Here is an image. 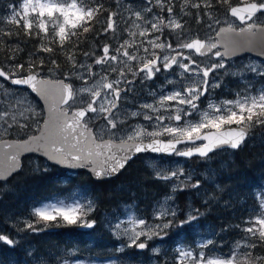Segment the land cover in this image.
<instances>
[{
    "label": "snow or ice",
    "instance_id": "obj_1",
    "mask_svg": "<svg viewBox=\"0 0 264 264\" xmlns=\"http://www.w3.org/2000/svg\"><path fill=\"white\" fill-rule=\"evenodd\" d=\"M115 3L119 6L120 0ZM152 3L153 0H145L142 9H128L127 18L118 11L105 8L101 0H22L20 9L13 7L7 23L22 27L26 35L57 44L62 52L66 45L69 46L66 55L68 71L64 72L55 59L50 61L53 67L48 72H61L63 79L41 75L44 59H40L39 65L30 60L27 68L24 64H14L10 72L0 67V78L10 80L12 85L28 86L48 104V119L44 120L39 136L16 142L0 141L3 148L0 151V178L19 167V156L25 151H43L49 159L59 163L81 167L91 165L95 175L101 177L119 171L134 153L151 151L191 158L208 157L209 153L225 146L236 149L252 127L264 125V88L253 89L246 84L234 92L231 99L210 98V89L221 87L216 76L220 70L227 72V57L255 47L257 43L264 54V0H244L242 6H233L230 0H182L180 10L184 15H189L186 9H196L198 23L207 17L210 34L204 39L188 34L181 22L182 17L174 11L176 0H154L160 12L149 18L146 14L152 13ZM219 5L227 6L223 20L213 15ZM202 9L206 10L203 14ZM104 12L108 15L102 23L103 33L115 34L120 29L130 39L118 42L115 47L105 44L100 55L84 52L85 57H94L91 64L78 62L75 49L80 36L100 24L98 17ZM166 29L168 36H164ZM12 35L11 29H0V45L7 46L2 37L11 38ZM137 37L143 39L137 40ZM38 51L53 53L54 48L42 42ZM8 59L15 60V56L10 55ZM94 66L99 68L94 70ZM174 67L179 69L173 72L177 79L167 81L172 89L161 91L158 96L152 93V103H144L140 106L141 112L130 114L133 117L143 115L149 123L126 126L127 117L120 119L121 93L129 89L136 77L141 81L150 80L162 70L172 72ZM247 67L257 76H264V68ZM21 72L27 74L18 75ZM129 75L132 79L128 78ZM231 75L243 76L244 73L233 72ZM73 77L82 81L81 87L74 88L72 83L65 82ZM202 98H208L203 109L200 108ZM78 104L80 106L76 107ZM24 112L30 115L25 117L26 122L20 123L16 115L0 109V122L7 123L10 118L12 122L8 128H27V121L34 119L36 113L30 103ZM24 112L20 115L24 116ZM97 120L103 123L96 126ZM35 123L39 128V121L35 120ZM90 125L95 126V130ZM183 175L182 168H159L156 171V177L165 181H180ZM183 183H174L173 191ZM171 199L166 196L155 215L161 223L153 225L143 217H133L123 225L117 221L114 225L117 235L127 236L128 246L139 249L148 247V241L154 237L163 238L167 234L164 230L172 226L176 217L175 211L167 207ZM93 210L91 201L85 205L79 198H71L68 203L57 199L34 208L31 215L36 219L25 221L24 229L41 231L42 228L36 227L41 222L44 226L64 222L92 228L96 222L89 220L88 216ZM248 212L249 215L236 225L243 233V243L237 241L227 256L215 255V247L208 241L198 250L178 248L174 264H264V254L254 255V250L264 245V194H261L257 206ZM168 216L173 219H166ZM192 219L195 217L189 216L187 221H181V226ZM0 241L14 244L6 235H0Z\"/></svg>",
    "mask_w": 264,
    "mask_h": 264
},
{
    "label": "trees",
    "instance_id": "obj_2",
    "mask_svg": "<svg viewBox=\"0 0 264 264\" xmlns=\"http://www.w3.org/2000/svg\"><path fill=\"white\" fill-rule=\"evenodd\" d=\"M239 1L243 0H230L232 5H237ZM20 2L21 0H0V21H2L0 29H11L13 32L11 38L2 37L7 46L0 45V67L10 72L14 64H24L27 68L30 60L39 65L40 59H44L42 74L53 67L50 61L55 59L61 69L67 71L68 45L62 52L57 44H49L46 40L42 41L35 36L26 35L22 27L17 28L16 25L7 23L8 16L13 13V7L18 8ZM101 2L105 8L112 10L115 0H101ZM213 11L225 14L227 6H216ZM107 15L108 13L104 12L101 15V23L95 24L92 31L80 36L75 53L77 61L83 59L84 52L94 50V45L102 47L108 40L114 38L110 33L104 35L102 32V23ZM73 40L75 41L76 38L74 37ZM42 42L45 46L53 47L54 52L38 51ZM10 55H14L15 60H9ZM26 74L27 72L18 73V75ZM58 75L64 78L61 72H58ZM260 132L259 139L251 141L245 148L233 153L232 158L214 164L216 174L214 185L209 187L204 185L199 190L186 187L179 192L176 200L181 214L174 219L172 230L181 228V221H185L190 207L201 217L203 226L208 223L220 228H226L234 222L233 217L231 218L232 212L242 216L247 213L248 205L242 206L241 202L247 199L248 193L264 188V127ZM39 161L41 164L44 163ZM137 165L139 160L135 161L118 179L102 184L93 182L86 172L68 178L67 173L57 168L45 165L30 169L27 166L24 172L9 183L0 184V235H6L14 241L13 245L0 241V263L23 264L30 249H33L35 257L43 264L108 259H115L121 263L128 261L135 263V256L131 252H116L120 246L119 242L99 225L96 219L101 218L103 213H111L129 203L136 204L140 213L148 219L155 204L161 202L170 193L168 181L158 179L150 171L137 170ZM7 186L10 190L5 189ZM83 188H87L98 197L96 212L90 217L96 222L92 231L84 232L77 225L64 222L50 223L48 226H44L41 222L36 227L43 230L36 232L24 229V225L20 224L11 227L8 217L11 209L34 208L45 202L60 199L75 189ZM183 226L184 229L180 234L186 235L190 241L194 240L195 236L191 238L188 236L189 231H193L192 225L184 223ZM255 254H264V245L257 247L254 250Z\"/></svg>",
    "mask_w": 264,
    "mask_h": 264
},
{
    "label": "rangeland",
    "instance_id": "obj_3",
    "mask_svg": "<svg viewBox=\"0 0 264 264\" xmlns=\"http://www.w3.org/2000/svg\"><path fill=\"white\" fill-rule=\"evenodd\" d=\"M243 1L237 2L239 4H242ZM22 3V0L20 2V5ZM182 3V0H176V8L174 9L175 13L178 14V17H182L181 22L184 23L185 28H188L192 32V37L199 36V38L204 39L206 38L210 33L209 29L207 27L208 25V19L207 17H203V22L198 23L197 22V16H196V9H186V11L189 12V15H184L180 10V4ZM145 6V0H120L119 6L114 3V7L112 11H118L123 14L125 18L129 16L128 9H131V11L142 9ZM152 7V13L146 14L149 18L153 13H159L160 9L158 6L155 5L154 0L153 3L150 5ZM235 6V5H234ZM20 9V6L17 8ZM206 10H201V14ZM13 14V13H12ZM8 16V19L11 17V15ZM165 16H167V13H164ZM214 16L220 17L222 20L224 18V14L220 12L213 11ZM230 19H233L229 17ZM117 19H119L117 17ZM193 22V23H192ZM227 26V25H223ZM120 28H123V25L120 26ZM187 30V29H186ZM188 32V31H187ZM111 37L110 40L107 41V44L115 47L117 46L118 42H123V38L126 36L128 39H130L127 35V33H124L120 31V29L117 30L115 34L112 32H109ZM189 34V33H188ZM156 35H159L158 33ZM164 36H168V30H165ZM164 36L161 37V40L164 39ZM137 40L143 39V38H136ZM48 43V41L46 40ZM69 47V46H68ZM95 49L90 52H95L96 55L101 54L102 47H96L94 45ZM156 51H159L158 49ZM76 53V49H75ZM94 57H85L83 55V59L78 62H86L88 64H91ZM204 60L205 58H200ZM247 66H254L256 69L264 68V62L259 61L253 57H247L239 61H226V67L227 72L224 70H220L218 75L216 76V79H218L221 82V87L210 89L211 97L215 100H222V99H231L232 97H226L225 95H218L216 94L217 90H222L223 88L228 89L229 91L233 89H236L234 86L238 84L240 86V89H242L246 84L250 85L253 89H259L264 88V76H257L255 72L251 71ZM99 66H94V70L98 69ZM179 69H177L176 72H178ZM67 72V71H66ZM233 72H243V76H233L231 73ZM45 78H52V79H60L61 76L58 75L57 71H53L49 73L48 71L46 73L41 74ZM129 79H132V76L129 75ZM73 82H75V88H79L82 85V81L75 79L74 77L71 78ZM177 77L175 75L170 76L168 80H175ZM212 78L210 77V80ZM229 80H232L233 82L230 83ZM166 83L164 84H155L152 85V83L149 82V80L141 81L139 77H136L134 83L129 87V90L131 93L135 92L136 90L144 89V103H152L153 102V95L152 93H156L157 96L161 91L167 92L172 89V85ZM91 83V80L89 81ZM227 84V85H226ZM230 87H229V86ZM11 95H8V94ZM0 99L3 100V103L0 104V109L4 111H9L10 115H16L17 120L20 123H24L25 117L29 116L30 113L24 112V109L27 107V105L30 103L31 107L35 110L36 116L32 120H28L27 123L29 126L27 128L21 129L19 126H13L12 128H8V124L11 123V119L9 118L7 123L0 122V141L3 140H10V139H26L32 135L37 134L40 131V128L43 123L44 119V111L40 104V102L35 98L29 91L26 90H19L17 88H13L8 83L0 79ZM207 99L208 98H202L200 103V108L203 109L207 105ZM17 100H21V103H17ZM125 105L121 107L120 109V119H124L125 116L128 119H134L138 116H131L130 114L132 112H141V109H136L131 106V103L134 101L131 100L130 97L124 98ZM80 105H76V107H79ZM24 112V116H21L20 113ZM93 115V114H90ZM143 117V115H140V117ZM35 120L39 121V128L37 127V124L35 123ZM103 123V121L97 120L96 126ZM148 121H145L144 119L139 122V124H148ZM92 127H95L92 125ZM23 137V138H22ZM166 138V137H163ZM254 138V137H253ZM252 138V139H253ZM225 154V153H223ZM232 157L231 153H228L227 155H217L216 157H210L206 159H198L194 161H186L178 158L175 156L174 158L169 159H159V158H148L143 159L139 162V165H137V170H147L153 173L154 176H156V171L159 168H182L184 171V175L180 177V181H184L183 184L179 188H177L175 191H173V184L174 183H180V181H176L175 179L168 181L170 193L167 196H171L172 199L167 202V207H169L171 210L175 211L176 217H179L181 214V211L179 209V203L177 202L176 198L179 195V192H182V190H185L186 187H190L194 190L201 189L204 185L209 187L216 183V174L215 170L213 168L215 163H221L225 159H229ZM138 164V163H137ZM42 167L43 164L31 160L28 162V168L31 169V167L37 168ZM68 178L75 177L76 175L73 173H67ZM187 178V179H186ZM69 180V179H67ZM198 186H193L197 185ZM6 190H10V187H5ZM261 194H264V188L256 190L254 192L248 193V197L245 201L241 202V205L247 204L248 207L246 208L247 213L242 215H238L232 212L231 218L233 217L232 223L228 225L226 228H220L211 224L206 223V225H202L203 222L201 220V217L197 215L192 207L189 208L188 213L185 216V221L188 220L189 216L195 217V219H192L190 222L186 223L189 225H192L193 231L190 230L188 233V236L191 238L194 237V240L190 241V239L186 238V235L180 234V232L184 229V226H181L179 229L172 230L171 227L168 229H165L164 232H166V235H163V238L160 237H154L152 240L148 241V247L145 249H139L138 247L131 246L129 247V239L127 236L124 235H117L116 229L114 227L115 223L117 221H120L123 224H127L129 219L135 217H143L145 218L140 211L137 208V205L134 203H129L123 205L120 209L115 210L111 213H103L101 218L96 219L98 224L104 227L107 231H109L114 239H116L120 246L118 249V252H131L135 256V263L133 264H174V258L177 255V249L178 248H184L186 250H198L199 246L201 244L207 243L208 241L212 242V246L215 247V255H225L227 256L230 251L233 249L235 243L237 241H240L243 243L242 236L243 233L237 229L236 225L240 224L242 219L247 217L249 215L248 210L252 209L257 206L259 199L261 198ZM71 198H79L80 202L83 204H87L89 201L92 202L94 210L90 213L88 216L89 220H92L90 217L95 214L96 212V206L98 197L96 194L92 193L87 188L83 189H75L67 196L59 199L66 203L71 202ZM165 198V197H164ZM164 198L161 202L156 203L150 217L147 219L150 224H158L161 223V221L155 219V215L158 214L161 205L164 204ZM56 202V200L52 201ZM49 202L43 203L36 207H43L46 206ZM33 207L25 208L22 210L18 209H11L9 214V220L10 225L15 226L17 224L24 225L25 221L28 220H35V217L31 215L32 211L34 210ZM255 213H253L254 215ZM238 215V216H237ZM175 217V218H176ZM166 219H173L171 216H168ZM79 228H83L84 226H81L79 223L75 224ZM142 240L144 237L141 238ZM192 242V243H190ZM211 247V246H210ZM207 252V249H205ZM131 254V255H132ZM43 264L42 261H40L37 257L34 255L33 249L29 250L25 256V260L23 264ZM2 264V263H0ZM11 264H18L16 262H12ZM61 264H132L131 262H125L121 263L115 259H110L106 261H62Z\"/></svg>",
    "mask_w": 264,
    "mask_h": 264
},
{
    "label": "water",
    "instance_id": "obj_4",
    "mask_svg": "<svg viewBox=\"0 0 264 264\" xmlns=\"http://www.w3.org/2000/svg\"><path fill=\"white\" fill-rule=\"evenodd\" d=\"M221 50L223 51V48H221ZM247 55H252V56H254V57H256V58L261 59V60L264 61V54H262V49H261V46H260L259 43H257L255 47L245 48V49L239 51L238 53H236L235 55H233L231 57H227L226 59L229 60V59H233V58H237V57H243V56H247ZM8 82L13 87L23 88V89H27V90L31 91V89L28 86H26V85H12L11 82H10V80ZM32 93H33V95L35 97H37L39 99V101L41 102V104H42V106L44 108V111H45V120L48 119V104L46 103V101L44 100V98L41 97L39 94H37L35 92H32ZM42 127H43V125H42ZM40 134L41 133H39L37 136H39ZM4 141L16 142L15 140H4ZM225 148H230V147L225 146L223 148H219V149H216V150H221V149H225ZM238 148L233 149V150H237ZM230 149H232V148H230ZM0 151H3L2 146H0ZM211 153H209V154H211ZM144 154L161 155V156L166 155V154H163V153H153L151 151L141 152V153H134V154L131 155V158L128 159V161L125 164V166L123 168H121L119 171H117L116 173L110 174V175H106V176L97 177L95 175L94 171L92 170V167L93 166H91V165L88 166V167H81V166H75L74 164L73 165H69V164H66V163H59L57 161H54L52 159H49L48 156L45 155L43 151H34V150L33 151H25V152L21 153L20 156H19V167L16 168L14 171H12L11 174L6 175L4 178H0V183L9 182L13 177H15L16 175L20 174L22 172L23 160L26 157H29V156H32V155L39 156V157L47 160L52 166L59 167V168L63 169L66 172L87 171L91 175L92 179L95 182H97V183H104V182H108V181H112V180L117 179L120 176V174L126 169V167L129 165V163L133 159H135L136 157H138L140 155H144ZM166 156H169V155H166ZM194 157H197V156H193L191 158H186V157H182V158L192 159ZM198 157H200V156H198ZM92 228H87L86 227L85 230L87 231V230H90Z\"/></svg>",
    "mask_w": 264,
    "mask_h": 264
},
{
    "label": "flooded vegetation",
    "instance_id": "obj_5",
    "mask_svg": "<svg viewBox=\"0 0 264 264\" xmlns=\"http://www.w3.org/2000/svg\"><path fill=\"white\" fill-rule=\"evenodd\" d=\"M188 33L190 34V30L188 28H186ZM191 35V34H190ZM192 36V35H191ZM130 51L132 49H129ZM177 69L174 67V69L172 70V72H169V71H161L160 73H157L156 76L153 78V79H150L149 82L152 83V85H155V84H164L166 83L167 79L170 77V76H173V72H176ZM140 78V77H139ZM227 85V84H226ZM229 86V85H228ZM230 87V86H229ZM143 90L144 89H140V90H136L135 92L131 93L130 90L128 89L126 92H122L121 93V100H120V104H119V110L121 109V107H123L125 105V102H124V98L125 97H130L131 100H133L134 102L131 103V106L133 108H138V109H141L140 106L142 104H144L145 101H143V98H144V93H143ZM240 90V87H236V89H233L231 91H229L228 89L226 88H223L222 90H217L216 91V94L218 95H225L226 97H232L233 96V93ZM142 110V109H141ZM123 119V118H122ZM125 119V118H124ZM143 120V117L141 116H138L134 119H126L125 121V124L126 126L127 125H137L139 124L140 121ZM233 127H235V125H233ZM94 130H95V127H93ZM257 128L256 126L252 127V135H257ZM251 138V137H250ZM162 139H167V138H162ZM147 158V157H146Z\"/></svg>",
    "mask_w": 264,
    "mask_h": 264
},
{
    "label": "bare ground",
    "instance_id": "obj_6",
    "mask_svg": "<svg viewBox=\"0 0 264 264\" xmlns=\"http://www.w3.org/2000/svg\"><path fill=\"white\" fill-rule=\"evenodd\" d=\"M103 32V31H102ZM104 35H105V33H103ZM82 60V59H81ZM68 71V70H67ZM66 72V71H65ZM60 79H63V78H60ZM65 82H70V83H72L73 84V87L75 88L76 86V84H75V82H73L72 81V79H70V80H66Z\"/></svg>",
    "mask_w": 264,
    "mask_h": 264
}]
</instances>
